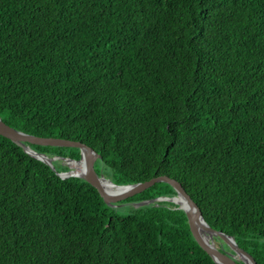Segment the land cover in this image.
I'll return each mask as SVG.
<instances>
[{
    "label": "trees",
    "instance_id": "obj_1",
    "mask_svg": "<svg viewBox=\"0 0 264 264\" xmlns=\"http://www.w3.org/2000/svg\"><path fill=\"white\" fill-rule=\"evenodd\" d=\"M0 119L115 185L176 181L264 264V0H0ZM55 172L0 135V264H216L167 183L109 206Z\"/></svg>",
    "mask_w": 264,
    "mask_h": 264
},
{
    "label": "water",
    "instance_id": "obj_2",
    "mask_svg": "<svg viewBox=\"0 0 264 264\" xmlns=\"http://www.w3.org/2000/svg\"><path fill=\"white\" fill-rule=\"evenodd\" d=\"M0 135L4 138H7L17 146H19L30 157L47 165L54 172L55 169L52 164L53 161L59 159H61L64 163L68 160L82 161L83 160L82 153L85 152V159H84L85 169L83 175L70 174V170L62 173H57V172L55 173L60 179L76 177L84 180L85 182H87L89 185H91L93 188L96 189L97 193L102 198L104 203L109 206H115L114 204L143 192L144 190L148 189L155 183H159V182L167 183L173 188L175 192L174 195L169 197H159L152 201L170 202L175 204L177 206V209L182 210L185 213L188 229L194 241L203 251L206 252V254L216 264L218 263L215 261L214 256L221 258L226 262V264H239L240 262L242 264H256L254 259L250 256V254L247 253L245 250H243L240 246H238L232 237L227 236L220 231H215L206 224V222L201 216L198 207L186 194V192L183 190L180 184L177 183L176 181L168 177L162 176V177L152 178L144 183L115 185L111 181L105 179L103 176H98L96 174L94 170V163L99 158V156L96 153H94L90 147L84 144H81L79 142L56 139V138H41V137H34L31 135H27L5 125L1 121V119H0ZM28 144L42 146V147L76 148L78 149L79 158L70 159V158H61L56 156L49 157L45 154H41L33 151L32 149H30ZM102 182H106L110 186L116 189H121V192L116 194H109L108 192L104 191V189L102 188ZM174 197L182 198L185 205L179 206L176 203V201L173 200ZM148 202L150 201L142 202L138 205L146 204ZM202 236L209 238L211 244L208 243L206 240H203ZM215 241H217V243L219 244L218 248L215 245ZM224 246H226L227 249Z\"/></svg>",
    "mask_w": 264,
    "mask_h": 264
},
{
    "label": "bare ground",
    "instance_id": "obj_3",
    "mask_svg": "<svg viewBox=\"0 0 264 264\" xmlns=\"http://www.w3.org/2000/svg\"><path fill=\"white\" fill-rule=\"evenodd\" d=\"M82 158H83V160L81 161V163H76V162H79V161H75V162H73L71 160L66 161V163L69 165L67 167L69 169H74L75 170V171H71L70 174H76V175H83L84 174V169H85L84 168L85 152L82 153ZM53 163H55V162L53 161ZM102 188L104 189V191L108 192L109 194H116V193L121 192V189H116V188L110 186L106 182H102ZM173 200L176 201V203L179 206L185 205L184 202H183V199L180 198V197H174ZM202 239L203 240H206L208 243H210L209 238L203 237ZM214 259H215V261L218 264H226V262L224 260H222L221 258H219L217 256H214Z\"/></svg>",
    "mask_w": 264,
    "mask_h": 264
},
{
    "label": "rangeland",
    "instance_id": "obj_4",
    "mask_svg": "<svg viewBox=\"0 0 264 264\" xmlns=\"http://www.w3.org/2000/svg\"><path fill=\"white\" fill-rule=\"evenodd\" d=\"M63 165H67L69 166L66 162L64 163L63 161L61 162ZM69 169V168H68ZM70 171H75L74 169H69ZM94 170L98 173H96L98 176H103L105 179L111 181V176H110V173L105 171L102 167V165H100L98 162L94 165ZM142 203V202H140ZM138 203V204H140ZM136 204V205H138Z\"/></svg>",
    "mask_w": 264,
    "mask_h": 264
}]
</instances>
